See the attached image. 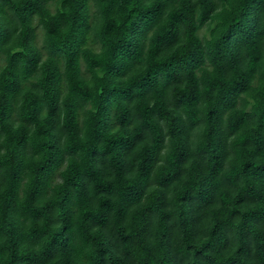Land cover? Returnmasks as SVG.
<instances>
[{
  "label": "trees",
  "instance_id": "obj_1",
  "mask_svg": "<svg viewBox=\"0 0 264 264\" xmlns=\"http://www.w3.org/2000/svg\"><path fill=\"white\" fill-rule=\"evenodd\" d=\"M0 264H264V0H0Z\"/></svg>",
  "mask_w": 264,
  "mask_h": 264
}]
</instances>
